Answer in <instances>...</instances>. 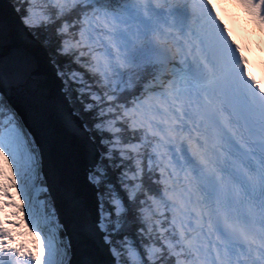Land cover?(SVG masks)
I'll use <instances>...</instances> for the list:
<instances>
[{
	"label": "snow or ice",
	"instance_id": "snow-or-ice-1",
	"mask_svg": "<svg viewBox=\"0 0 264 264\" xmlns=\"http://www.w3.org/2000/svg\"><path fill=\"white\" fill-rule=\"evenodd\" d=\"M0 264H264V63L211 0H0Z\"/></svg>",
	"mask_w": 264,
	"mask_h": 264
},
{
	"label": "clouds",
	"instance_id": "clouds-1",
	"mask_svg": "<svg viewBox=\"0 0 264 264\" xmlns=\"http://www.w3.org/2000/svg\"><path fill=\"white\" fill-rule=\"evenodd\" d=\"M211 2H212V0H211ZM226 3L228 4V5H230V4H233L234 3V0H226ZM213 4V3H212ZM214 6H215V8L217 9V2H216V4H213ZM217 13L220 15V17H221V14L222 13H219L218 11H217ZM238 15V14H237ZM241 19H243L242 17H241ZM224 20V22H225V19H223ZM228 27H229V24L228 23H225ZM229 29H230V31H231V28L229 27ZM231 34H232V36H233V31H231Z\"/></svg>",
	"mask_w": 264,
	"mask_h": 264
},
{
	"label": "bare ground",
	"instance_id": "bare-ground-1",
	"mask_svg": "<svg viewBox=\"0 0 264 264\" xmlns=\"http://www.w3.org/2000/svg\"><path fill=\"white\" fill-rule=\"evenodd\" d=\"M227 7H228V4H227Z\"/></svg>",
	"mask_w": 264,
	"mask_h": 264
}]
</instances>
